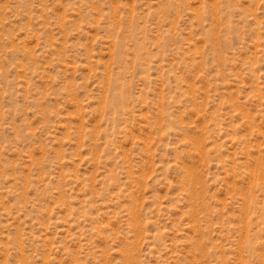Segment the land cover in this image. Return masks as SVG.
<instances>
[{
    "label": "rangeland",
    "instance_id": "374dc122",
    "mask_svg": "<svg viewBox=\"0 0 264 264\" xmlns=\"http://www.w3.org/2000/svg\"><path fill=\"white\" fill-rule=\"evenodd\" d=\"M0 264H264V0H0Z\"/></svg>",
    "mask_w": 264,
    "mask_h": 264
}]
</instances>
